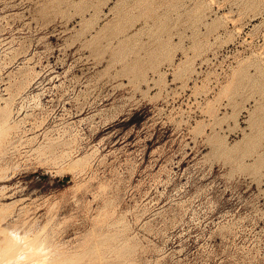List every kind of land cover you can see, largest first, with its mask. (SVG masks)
I'll list each match as a JSON object with an SVG mask.
<instances>
[{"label": "rangeland", "instance_id": "rangeland-1", "mask_svg": "<svg viewBox=\"0 0 264 264\" xmlns=\"http://www.w3.org/2000/svg\"><path fill=\"white\" fill-rule=\"evenodd\" d=\"M0 243L264 264V0H0Z\"/></svg>", "mask_w": 264, "mask_h": 264}, {"label": "bare ground", "instance_id": "bare-ground-1", "mask_svg": "<svg viewBox=\"0 0 264 264\" xmlns=\"http://www.w3.org/2000/svg\"><path fill=\"white\" fill-rule=\"evenodd\" d=\"M1 127H2V126H1ZM8 239H9V238H8ZM11 239H12V238H11ZM3 240H4V239H3ZM3 240H2V241H3ZM13 240L15 241L14 238H13ZM2 241H1V242H2ZM9 241H10V239H9ZM9 241H6V242H7L6 245H8V246H9V245L12 246V245H14V244L16 243V241H15V242L13 241L14 244H13L11 241H10V242H9ZM8 242H9L10 244H9ZM0 244H1V243H0ZM1 246H2V245H1ZM8 246H7V247H8ZM11 246H10L9 248H11ZM20 246H21V244H20ZM2 247H3V246H2ZM5 247H6V246H5ZM7 247H6V248H7ZM18 247H19V246H18ZM22 248H23V247H22ZM1 249H2V248H1ZM1 249H0V251H1ZM3 249H5V248H3ZM17 249H18V248H17ZM63 249H64V248H62V250H63ZM6 250H8V248H7ZM2 251H4V250H2ZM18 251H20V250H18ZM18 251H17V253H18ZM22 251H23V249H22ZM57 251H59V250H57ZM4 252H5V251H4ZM6 252H7V251H6ZM27 252H28V251H27ZM61 252H62V251H61ZM20 253H21V252H20ZM2 254H3V253H2ZM28 254H29V252H28ZM0 255H1V254H0ZM14 255H15V254H14ZM21 255H22V254H21ZM5 256H7V255H5ZM16 256H17V255H16ZM34 256H35V255H34ZM1 257H2V256H1ZM24 257H25V256H24ZM48 257H49V256H48ZM70 257H71V256H70ZM2 258H3V257H2ZM30 258H31V257H30ZM22 259H23V258H22ZM7 260H8V259H7ZM33 260H34V259H33ZM47 260H48V259H47ZM66 260H67V262H66L65 264H74L70 259L67 258ZM66 260H65V261H66ZM9 261H10V259H9ZM36 261H37V260H36ZM60 261H61V260H59V262H60ZM65 261H62V262L64 263ZM33 262H34V261H33ZM59 262L56 261L54 264L59 263ZM6 263H7V262H6ZM38 263H39V262H38ZM43 264H44V263H43ZM52 264H53V263H52Z\"/></svg>", "mask_w": 264, "mask_h": 264}]
</instances>
